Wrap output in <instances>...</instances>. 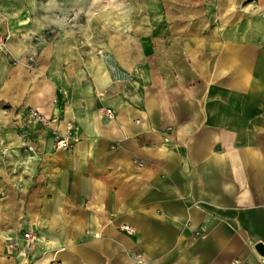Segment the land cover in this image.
<instances>
[{
	"label": "crops",
	"instance_id": "0c3cea01",
	"mask_svg": "<svg viewBox=\"0 0 264 264\" xmlns=\"http://www.w3.org/2000/svg\"><path fill=\"white\" fill-rule=\"evenodd\" d=\"M49 1L0 0V100L57 119L32 120L23 203L0 201V264H264L262 61L236 59L227 88L218 56L212 84L194 28L99 40ZM70 123L78 140L56 149Z\"/></svg>",
	"mask_w": 264,
	"mask_h": 264
},
{
	"label": "rangeland",
	"instance_id": "374dc122",
	"mask_svg": "<svg viewBox=\"0 0 264 264\" xmlns=\"http://www.w3.org/2000/svg\"><path fill=\"white\" fill-rule=\"evenodd\" d=\"M48 3L51 16H57L56 20L61 19L67 28L82 27L90 37L91 31L96 32L99 40L106 32L103 27L136 42L142 35L141 27L153 29L161 24H175L186 26L187 29L182 27L186 31L194 28L190 31L191 40L211 46L208 56L212 84L217 83L213 77L219 65L218 56L226 62L228 78L220 85L227 88L233 86L234 79L229 74L236 59L241 58L244 74L246 69L250 70L246 63L254 57L262 61L260 67L264 68V0H50ZM48 34L53 40V31ZM11 66L15 67L13 61ZM39 68L34 61L29 65L33 81ZM35 133L27 112L0 100V201L13 192L23 203L26 175L33 162L28 155L35 154L32 145Z\"/></svg>",
	"mask_w": 264,
	"mask_h": 264
},
{
	"label": "built area",
	"instance_id": "2783aa9c",
	"mask_svg": "<svg viewBox=\"0 0 264 264\" xmlns=\"http://www.w3.org/2000/svg\"><path fill=\"white\" fill-rule=\"evenodd\" d=\"M7 34H0V49L6 50L7 49ZM107 114L111 116L110 110H107ZM28 116L31 120L35 121L36 123H39L42 126H48L51 123H54L57 121L56 117H51L48 115H45L41 111H39L37 108H30L28 112ZM74 129V132H72ZM78 140V133L77 128L72 125L71 123L67 125V131L58 133L55 136L54 145L56 149H69L72 147L74 142ZM30 149H32V146H29ZM128 228V227H126ZM25 238H29V233H24ZM17 243L15 241H11L9 243L10 248H13L16 246ZM264 245V244H263ZM259 258L264 261V254L259 255ZM234 264H239L238 260H235L233 262ZM58 264V263H55Z\"/></svg>",
	"mask_w": 264,
	"mask_h": 264
},
{
	"label": "water",
	"instance_id": "95a60500",
	"mask_svg": "<svg viewBox=\"0 0 264 264\" xmlns=\"http://www.w3.org/2000/svg\"><path fill=\"white\" fill-rule=\"evenodd\" d=\"M256 250L260 254H264V245L262 243H258L257 246H256Z\"/></svg>",
	"mask_w": 264,
	"mask_h": 264
}]
</instances>
